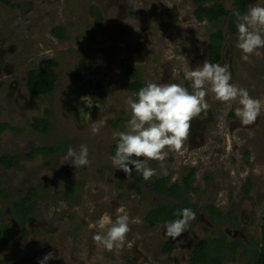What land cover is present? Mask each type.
<instances>
[{"label":"rangeland","instance_id":"1","mask_svg":"<svg viewBox=\"0 0 264 264\" xmlns=\"http://www.w3.org/2000/svg\"><path fill=\"white\" fill-rule=\"evenodd\" d=\"M235 1L220 4L230 13ZM245 1V16L252 7H264V0ZM11 3L15 6L0 3V123L14 130L0 136V158L12 155L18 162L13 169L0 165V226L10 229L7 244L0 241V259L38 264L51 252L54 259L47 264H190L195 245L220 233L231 242L262 244L264 108L255 123L243 125L235 114L238 102L218 101L207 86L209 108L192 121L183 150L165 149L166 159L149 160L156 174L142 185L135 184L137 172L124 175L113 165L110 148L119 142L118 134L127 131L132 115L127 99L137 98L130 91L134 80L126 75L130 67L145 86L177 83L192 93L184 72L210 63V38L220 32L218 64L229 66L230 83L264 100V55H252L245 62L239 36L232 37L225 23L213 28L208 21H197L193 0ZM57 27L65 29L64 39L53 35ZM48 59L58 65L57 88L51 96L34 97L27 88L28 74L41 70ZM36 118L47 120L46 132L33 129ZM81 145L88 147L89 164L76 168L65 156L69 148L79 153ZM44 147L58 148V153L27 158L32 150ZM193 169L196 190L190 197L201 221H190L173 240L166 235L169 223L152 229L144 221L159 200L152 184L162 178L181 183ZM68 182L75 185L72 200ZM30 189H36L40 198L20 227L13 207ZM208 205L218 208L225 220L211 221L203 211ZM119 207L130 220L138 217L140 222L130 223L122 247L108 250L93 239L101 230L89 225L105 213L115 222ZM168 244L173 246L171 253L164 251Z\"/></svg>","mask_w":264,"mask_h":264},{"label":"clouds","instance_id":"2","mask_svg":"<svg viewBox=\"0 0 264 264\" xmlns=\"http://www.w3.org/2000/svg\"><path fill=\"white\" fill-rule=\"evenodd\" d=\"M236 27L239 33L238 46L243 53L242 59L248 62L252 55H264L259 51L264 49V34L261 32V29H264V7L250 8L243 21L238 22ZM184 77L192 82V93L181 84L149 82L135 94L136 99L131 96L127 99L126 103L132 115L127 124V131L118 134L119 142L112 157L113 165L126 175H130L134 168L148 181L156 174L155 169L148 166L149 160L166 159L165 149L177 153L183 150L184 143L190 136L192 121L209 108L205 99L209 85L218 101L227 104L238 102L240 106L235 109V114L243 125L255 123L264 108V100L253 98L247 89L230 83L231 72L227 64L205 61L202 66L185 70ZM92 130L94 133L98 131L95 127ZM88 151L86 145L80 146L79 153L69 148L65 160L71 161L76 168L88 165ZM177 214L182 215V219L174 220L165 226L166 235L173 240L179 238L188 229L189 222L196 218V213L190 208H184ZM139 222L138 217L130 220L125 208L119 207L115 222L105 213L96 224L89 227H98L103 234H95L94 241L112 250L114 247L123 246L130 232V223ZM51 259H54V256L49 252L43 259L38 260V264H47Z\"/></svg>","mask_w":264,"mask_h":264},{"label":"trees","instance_id":"3","mask_svg":"<svg viewBox=\"0 0 264 264\" xmlns=\"http://www.w3.org/2000/svg\"><path fill=\"white\" fill-rule=\"evenodd\" d=\"M196 6L195 17L197 21L204 23L208 21L213 28L218 27L229 12L220 4V0H193ZM0 3L6 6H12L11 0H0ZM213 6H209L210 4ZM236 4L245 11L246 1L236 0ZM15 6V5H13ZM53 35L58 39H64L65 29L57 27L53 30ZM223 44V36L220 32L213 33L210 38L209 55L210 63L218 64L221 59V45ZM41 70H33L28 74L27 88L34 97L51 96L57 88V75L55 68L58 66L54 59H48L43 62ZM128 77L133 78V84L130 86L132 93L144 87L143 82L138 79L137 71L130 67L126 73ZM49 113L48 111L46 112ZM33 129L39 132H46L48 127L47 120L34 119L32 123ZM14 130V127L7 123H0V136L7 131ZM117 144L110 148L112 156L115 155ZM58 153V148L44 147L32 150L28 155V159H33L40 154ZM135 158V157H133ZM18 162L17 157L5 155L0 158V165L5 169H13ZM121 172L126 175L122 170ZM132 172H137L134 168ZM195 170H190L187 176L182 178L181 183L170 184L169 178L155 180L152 184V189L158 195L159 200L150 212L144 218L145 223L152 229H156L159 225L171 223L174 220L182 219V215H178L182 209L190 208L196 213L194 220L201 221V215L198 212V207L192 204L190 195L196 189L194 188ZM153 178V177H151ZM142 173L137 172L135 179L136 185L144 184ZM69 195L72 200L74 197L75 185L68 182ZM250 186L245 187V193L248 192ZM74 189V190H73ZM140 197L144 198L143 191L137 190ZM40 198V194L36 189H30L26 192L25 198L18 203H15L13 210L16 219V224L24 227L27 220L33 213V204L36 199ZM211 221L223 222L225 217L223 213L214 205L205 206L203 209ZM190 223V222H189ZM262 244L259 245L254 241L248 244L244 240H236L231 242L228 235L220 233L218 237H207L197 243L192 251L190 264H224L225 262L238 263L242 258L244 264H264V224L262 226ZM10 238V229L8 226H0V241L7 244ZM250 243V242H249ZM173 246L168 244L165 248V253H171ZM243 253V254H242ZM0 264H10L7 260L0 259Z\"/></svg>","mask_w":264,"mask_h":264},{"label":"flooded vegetation","instance_id":"4","mask_svg":"<svg viewBox=\"0 0 264 264\" xmlns=\"http://www.w3.org/2000/svg\"><path fill=\"white\" fill-rule=\"evenodd\" d=\"M247 5V3H246ZM228 11V10H227ZM234 11H238V13L241 15L242 19L243 17L245 16V13H246V7H245V11L244 12H241L242 9L240 8L239 5L236 4V1H235V6H234V9L231 10V12L228 14V16L225 18V20H222V22L220 23V25H218L219 28L222 27V25L225 23L226 24V31L232 35V37H235L236 39H238V36H239V33H238V30H237V27L233 28L235 29L236 32H233L230 30V26H229V21H230V18L232 16V14L234 13ZM229 12V11H228ZM223 36V35H222ZM239 40V39H238ZM199 139V137L196 138L195 142H197V140ZM202 141V138L200 139Z\"/></svg>","mask_w":264,"mask_h":264},{"label":"water","instance_id":"5","mask_svg":"<svg viewBox=\"0 0 264 264\" xmlns=\"http://www.w3.org/2000/svg\"><path fill=\"white\" fill-rule=\"evenodd\" d=\"M242 21H243V19H242L241 15L238 13V11H234V13L232 14L230 21H229L230 30L233 32H236L235 29H233V28L236 27V24L238 22H242Z\"/></svg>","mask_w":264,"mask_h":264}]
</instances>
